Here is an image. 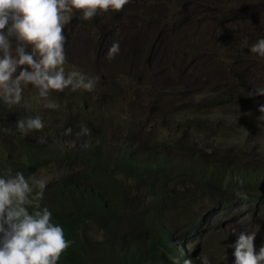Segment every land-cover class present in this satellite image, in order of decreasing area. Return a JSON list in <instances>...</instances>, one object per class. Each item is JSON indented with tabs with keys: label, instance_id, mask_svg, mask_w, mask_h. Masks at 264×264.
Instances as JSON below:
<instances>
[{
	"label": "trees",
	"instance_id": "1",
	"mask_svg": "<svg viewBox=\"0 0 264 264\" xmlns=\"http://www.w3.org/2000/svg\"><path fill=\"white\" fill-rule=\"evenodd\" d=\"M54 93L61 95L60 99L68 97L65 91ZM73 93L74 103L66 112L45 108L48 101L39 98L38 90L30 85L24 86L19 105L10 107L0 99V175H6L9 168L13 174L21 171L26 177L37 178L51 166L62 171L46 181L43 198L38 201L41 208L50 210L52 222L62 226L65 238L72 241L57 264H149L147 253L157 264H169L162 253L169 249L168 240L177 234L164 220L167 203L171 208L179 207L183 223L195 229L217 212L242 205H247L249 221L260 226L264 220V136L259 134L264 133V114L259 106L264 105V95L249 90L253 116L239 129L228 132L222 130V125L218 129L210 119L204 120L201 114H193L200 121L188 116L181 120L177 112L186 111L180 109L170 114L172 122L166 118L162 145L152 141L154 145L140 150L135 137L112 140L105 131L103 114L97 109L95 116L99 120L95 126L102 134L91 137L88 145L47 146L41 138H57L59 129L55 125L66 127L71 122L62 120L77 118L87 126L91 117V112H87L89 97L78 91ZM52 101L59 98L52 97ZM37 115L43 120L42 130L24 134L17 129V120ZM125 121L121 126L129 129L131 126ZM244 130L252 131L245 138L248 149L255 150L254 159L237 148L240 140L236 137L242 136ZM238 132L241 135H236ZM203 133L214 139L220 137L227 148H233L221 152L217 146H201L196 135L201 138ZM238 190L246 192L248 198L237 197ZM132 192L136 196L128 203ZM202 206L207 207L203 212ZM142 221L145 229H140ZM94 225H99L103 237ZM193 233L188 228L178 238L188 239ZM233 253L234 250L231 256Z\"/></svg>",
	"mask_w": 264,
	"mask_h": 264
},
{
	"label": "rangeland",
	"instance_id": "2",
	"mask_svg": "<svg viewBox=\"0 0 264 264\" xmlns=\"http://www.w3.org/2000/svg\"><path fill=\"white\" fill-rule=\"evenodd\" d=\"M81 16L74 10L65 25L64 67L66 73L77 70L86 77H99L94 91L76 90L89 97L90 131L82 134L77 118L62 120L71 122L66 127L55 125L57 138L42 137L47 146L88 145L91 137L102 134L95 126L97 109L112 140L135 137L140 150L154 145L152 141L162 145L164 124L172 122L170 114L180 109L188 114L177 112L181 120L188 116L200 121L193 114H201L218 129L222 125L225 132L239 129L252 118L249 90L264 88V57L251 53L249 47L264 38V0H129L122 11L98 13L87 21ZM113 42L119 43L120 51L109 61L105 56ZM64 91L68 97L60 99L61 95L51 92L48 100L59 98L56 110L66 112L76 93L70 88ZM123 119L129 129L121 126ZM68 128H72L71 134H65ZM249 132L244 130L236 137L240 140L237 148L254 159L255 150L248 149L245 138ZM196 136L201 146H217L221 152L227 148L220 137L214 139L206 133L201 138ZM61 173L57 166H51L38 178L48 181ZM135 194L130 193L128 203ZM206 208L202 206V212ZM180 210L171 208L170 203L165 205L164 220L177 234L189 226L183 223ZM246 210L247 205H242L205 219L198 254L207 256L210 264H234L232 242L242 231L255 234V247L264 245V220L259 227L252 224ZM140 229H145V224ZM94 230L103 237L99 225H94Z\"/></svg>",
	"mask_w": 264,
	"mask_h": 264
},
{
	"label": "clouds",
	"instance_id": "3",
	"mask_svg": "<svg viewBox=\"0 0 264 264\" xmlns=\"http://www.w3.org/2000/svg\"><path fill=\"white\" fill-rule=\"evenodd\" d=\"M128 3L129 0H0V99L10 107L19 105L24 86L31 85L38 90L39 98L48 101L45 108L56 109L59 105L48 100L51 92L69 88L73 92L94 91L99 77H86L77 70L65 71V25L70 23L74 10L81 12V19L87 21L98 13L122 11ZM247 40L245 37V43ZM249 49L264 57V38ZM119 51V43L113 42L105 59L111 61ZM256 93L264 95V88L256 89ZM259 111L264 114V105L259 106ZM16 126L27 134L42 130L44 123L37 115L17 120ZM89 131L86 125L80 128L82 134ZM71 133L72 128L65 131ZM46 183L35 175L26 177L21 171L13 174L10 168L6 175H0V264H57L71 246L72 241L65 238L62 226L52 222L50 210L38 203ZM235 195L248 198L244 191L238 190ZM191 228L194 233L190 238L180 239V233H176V238L168 240L169 249L162 255L169 264H210L207 256L198 254L205 228ZM236 235L234 264H264V245L255 247V234L242 231ZM147 262L157 264L149 253Z\"/></svg>",
	"mask_w": 264,
	"mask_h": 264
}]
</instances>
